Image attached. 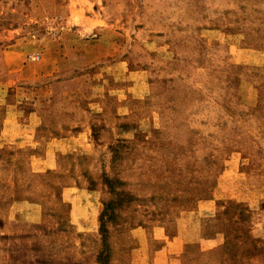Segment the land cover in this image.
<instances>
[{
    "label": "rangeland",
    "instance_id": "374dc122",
    "mask_svg": "<svg viewBox=\"0 0 264 264\" xmlns=\"http://www.w3.org/2000/svg\"><path fill=\"white\" fill-rule=\"evenodd\" d=\"M13 68L80 137L0 145V264H134L199 226L158 264H264V0H0Z\"/></svg>",
    "mask_w": 264,
    "mask_h": 264
},
{
    "label": "crops",
    "instance_id": "0c3cea01",
    "mask_svg": "<svg viewBox=\"0 0 264 264\" xmlns=\"http://www.w3.org/2000/svg\"><path fill=\"white\" fill-rule=\"evenodd\" d=\"M6 63H11L16 67L19 64L17 60L9 61L6 59ZM8 79L12 81L0 83V145L2 147H10L14 150H18L25 145H34V144H52L60 143L66 144L68 139L73 137L79 138L78 135H70L57 137L54 135L51 129L57 128V123L54 117L56 115V109L50 104H45V101L42 99L41 95L39 97L32 96L31 94L26 95L25 89L19 88L21 85V79L24 78L21 75L17 68H13L11 73L6 74ZM13 86V87H12ZM15 86V87H14ZM31 99V100H30ZM42 132H47L45 135H42ZM48 134V135H46ZM71 141V140H70ZM18 175V173L16 174ZM70 193V192H69ZM68 193V194H69ZM8 206L12 210V223L18 220L20 216L17 211L25 208L33 209L37 213L39 210V204L20 200V198H15L11 200ZM21 214V213H20ZM23 216V215H22ZM200 224V221H199ZM198 236L191 235L184 237L185 233L180 232L176 236H167L162 235L159 238L164 240L161 241L160 248H151L149 244V238L146 242H143L141 252L139 247L137 250L136 262L134 264H158L161 262L160 257H165V254L169 252L167 246L178 244V239L180 238V248L179 254L180 257L184 252L185 244L200 243V226L198 227ZM198 237V238H197ZM197 239V241H195ZM163 242V243H162ZM162 247V248H161ZM181 264V263H180Z\"/></svg>",
    "mask_w": 264,
    "mask_h": 264
}]
</instances>
